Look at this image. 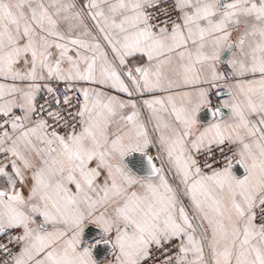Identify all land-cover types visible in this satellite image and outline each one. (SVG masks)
Instances as JSON below:
<instances>
[{
    "label": "snow or ice",
    "instance_id": "snow-or-ice-1",
    "mask_svg": "<svg viewBox=\"0 0 264 264\" xmlns=\"http://www.w3.org/2000/svg\"><path fill=\"white\" fill-rule=\"evenodd\" d=\"M0 264H264V0H0Z\"/></svg>",
    "mask_w": 264,
    "mask_h": 264
},
{
    "label": "water",
    "instance_id": "water-1",
    "mask_svg": "<svg viewBox=\"0 0 264 264\" xmlns=\"http://www.w3.org/2000/svg\"><path fill=\"white\" fill-rule=\"evenodd\" d=\"M211 119L210 114H208L206 111L201 113V120L203 121H209ZM128 159L132 160L134 165V171L137 172L139 175H143L145 171H147V163L146 161H143L140 157L139 153L133 154ZM243 173V169L237 166V174ZM92 232H95V229L92 230ZM91 234V233H90ZM105 253L101 252V256H103Z\"/></svg>",
    "mask_w": 264,
    "mask_h": 264
},
{
    "label": "crops",
    "instance_id": "crops-1",
    "mask_svg": "<svg viewBox=\"0 0 264 264\" xmlns=\"http://www.w3.org/2000/svg\"><path fill=\"white\" fill-rule=\"evenodd\" d=\"M225 111H226V110H225ZM207 122H208V121H203V120H201V123H203V124H207ZM152 152H153V154L155 153V148L152 149ZM242 174H243V173H241V174H239V175H242ZM104 255H106V253H105ZM104 255H103V256H104ZM103 256H101V257H103Z\"/></svg>",
    "mask_w": 264,
    "mask_h": 264
}]
</instances>
